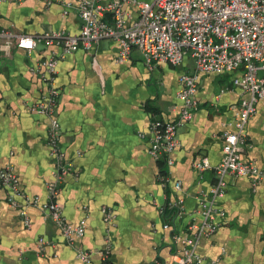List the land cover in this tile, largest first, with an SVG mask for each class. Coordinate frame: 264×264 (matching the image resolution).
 Masks as SVG:
<instances>
[{
    "label": "crops",
    "instance_id": "obj_1",
    "mask_svg": "<svg viewBox=\"0 0 264 264\" xmlns=\"http://www.w3.org/2000/svg\"><path fill=\"white\" fill-rule=\"evenodd\" d=\"M79 1H0V29L16 35H78ZM126 9L136 18L134 7ZM118 51L115 41L103 40L91 52L78 50L58 60L61 147L73 163L58 202L69 223L87 221L85 236L68 245L37 207L27 209L31 227H26L20 208L8 202L10 191L0 187V264H85L77 258V248L92 252L90 264H173L172 232L164 229L167 218L161 208L183 199L186 215L181 228L201 221L198 198L215 179L211 170L200 175L194 164L202 158L212 166L220 163L223 134L235 130L241 102L250 95L233 86L236 73L199 75L197 108L179 129L180 146L168 169L183 190L176 192L173 184L165 189L160 163L149 152L148 130L157 119H178L180 77L194 73L193 60L151 69L138 50L127 62H118ZM62 53L61 47L42 41L31 52L14 45L6 54L0 47V169L11 168L23 191L41 203L48 200L47 184L55 165L47 145L49 120L32 109L46 95L47 86L32 71ZM246 132L243 160L264 172V98ZM19 202L24 204V199ZM219 207L225 216L219 219L218 232L198 246L205 264H264V182L254 188L249 177L229 176ZM105 208L114 212L112 225L106 222ZM108 240L112 253L103 261L100 252Z\"/></svg>",
    "mask_w": 264,
    "mask_h": 264
},
{
    "label": "built area",
    "instance_id": "obj_2",
    "mask_svg": "<svg viewBox=\"0 0 264 264\" xmlns=\"http://www.w3.org/2000/svg\"><path fill=\"white\" fill-rule=\"evenodd\" d=\"M127 5L136 9V18L126 9ZM70 7L66 4V8ZM76 11L82 21L78 35L62 31L46 32L40 36L16 35L0 29V47L6 54L14 45L31 52L38 41L61 47L63 51L59 58L53 56L32 71L39 74L47 86L46 95L32 109L49 120L47 145L51 149L55 169L53 180L47 184L48 200L41 203L39 197L30 198L11 168L0 169V187L10 191L8 202L13 208H20L26 227H31L27 209L37 207L45 219L57 227L68 245H75L85 236L87 221L84 219L77 225L69 223L58 202L61 185L73 171V163L61 147V90L56 85L58 60L68 54L78 50L91 52L99 42L111 40L119 47L118 62L130 60L134 50L141 52L151 69L164 63L180 66L188 57L193 60L194 73L180 77L178 119H157L148 130L149 152L165 166V172L161 169L159 172L160 182L165 189L173 184L176 192L183 190L182 182L172 180L168 169L174 164L172 153L180 146L179 129L192 120L197 108L195 96L199 75L236 73L233 86L250 97L241 102L235 130L223 134L222 159L216 166H212L207 158L194 164L200 175L211 170L215 179L210 189L198 198L197 212L201 221L181 228L180 221L186 215L183 199L168 202L160 210L167 215L164 229L172 232L173 264H205L206 259L198 252V246L220 228L219 221L225 212L219 204L226 194L228 177H249L254 188L264 182V172L254 163L244 161L242 156L248 146L247 124L256 114L258 102L264 98V0H80ZM20 198L24 199V204L19 202ZM103 212L106 222L114 224V212L108 208ZM46 243L45 239H40L42 246ZM111 253L112 243L108 240V245L100 252L102 260L108 261ZM92 255L84 248L76 249L77 258L85 264L92 263Z\"/></svg>",
    "mask_w": 264,
    "mask_h": 264
},
{
    "label": "trees",
    "instance_id": "obj_3",
    "mask_svg": "<svg viewBox=\"0 0 264 264\" xmlns=\"http://www.w3.org/2000/svg\"><path fill=\"white\" fill-rule=\"evenodd\" d=\"M160 169H161L162 172H165V166H164V164L162 162H160Z\"/></svg>",
    "mask_w": 264,
    "mask_h": 264
}]
</instances>
